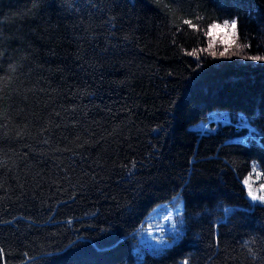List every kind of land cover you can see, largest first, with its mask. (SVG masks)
I'll return each mask as SVG.
<instances>
[{
  "label": "trees",
  "instance_id": "1",
  "mask_svg": "<svg viewBox=\"0 0 264 264\" xmlns=\"http://www.w3.org/2000/svg\"><path fill=\"white\" fill-rule=\"evenodd\" d=\"M228 21L253 59L214 50ZM215 109L249 142L189 128ZM253 162L264 183V0H0V264H264ZM173 200L182 233L141 252Z\"/></svg>",
  "mask_w": 264,
  "mask_h": 264
},
{
  "label": "rangeland",
  "instance_id": "2",
  "mask_svg": "<svg viewBox=\"0 0 264 264\" xmlns=\"http://www.w3.org/2000/svg\"><path fill=\"white\" fill-rule=\"evenodd\" d=\"M208 40L218 52L227 53L229 57L253 59L246 56L245 52L236 45L235 22L228 21L212 25L209 28ZM257 60V58H255ZM232 118L240 126L247 128V132L238 135L235 140L249 142V137L254 134L256 128L250 123L248 117L241 111L231 112L228 109H215L208 113L207 120H199L189 125L190 129L206 132H214L219 122H228ZM243 184L247 190V197L254 203H262L264 200V183L260 181V172L257 162L251 165L250 173L243 179ZM182 203L173 200L155 208L145 221V224L138 230L140 250L158 253L170 246L178 239V234L182 233Z\"/></svg>",
  "mask_w": 264,
  "mask_h": 264
}]
</instances>
